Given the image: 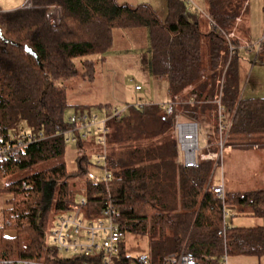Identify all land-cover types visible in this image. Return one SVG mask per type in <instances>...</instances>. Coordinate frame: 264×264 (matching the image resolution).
I'll list each match as a JSON object with an SVG mask.
<instances>
[{
    "label": "trees",
    "instance_id": "obj_1",
    "mask_svg": "<svg viewBox=\"0 0 264 264\" xmlns=\"http://www.w3.org/2000/svg\"><path fill=\"white\" fill-rule=\"evenodd\" d=\"M249 1L207 0V31L185 0H167L165 20L149 4L117 0H27L16 9L0 6V145L20 130L49 136L0 161L3 190L13 195L11 207L3 210L0 258L50 260L54 248L48 234L59 214L82 198L86 218L98 217L105 208L107 196L100 194L106 185L90 172L92 166L103 168L97 162L98 140L70 143L56 133L57 126L68 128L65 110L71 106L61 81L76 74L75 58L107 52L114 29L138 27L148 29L153 76L167 80L170 102H178L175 112L208 126L211 146L196 167H186L178 159L176 115H169L162 103L101 105L107 110L101 118L128 106L107 123L106 162L112 172L108 190L117 223L125 233L148 237L152 264H162L170 253L190 254L199 264H222L225 255L264 256V225L231 226L225 220L226 205L264 218V188L225 192L221 198L211 184L220 161L215 145L220 104L231 122L225 146H264V97L242 94L230 53L242 44L240 33L247 31ZM52 6L63 11L58 25L48 15ZM83 68L84 77L93 80L91 58L83 60ZM75 108L74 113H93ZM69 144L77 148L74 169L64 160ZM64 260L68 263L70 257ZM137 260L122 242L118 264Z\"/></svg>",
    "mask_w": 264,
    "mask_h": 264
},
{
    "label": "rangeland",
    "instance_id": "obj_2",
    "mask_svg": "<svg viewBox=\"0 0 264 264\" xmlns=\"http://www.w3.org/2000/svg\"><path fill=\"white\" fill-rule=\"evenodd\" d=\"M22 2L24 0H0V5L3 9L11 7L16 9L17 6L22 5ZM249 2L247 31L240 33L242 44L234 47L230 53L235 55L242 94L264 97L263 0H250ZM198 4L192 9L197 10V13L202 16L201 19L208 23H203V29L206 30L205 25L207 28L209 25L206 15L203 14L206 10V0H199ZM164 8L158 7L161 20H165L167 16V3ZM144 29L148 31L147 28ZM114 38V45L104 54L75 58L76 74L61 81L66 87L68 101L71 105L65 110L66 116L73 114L77 105L104 117L107 110L104 106L101 108V105L110 104V106L118 107L126 103L129 105L141 102L145 104L146 102L168 99L167 80L164 77L153 76L149 35L145 39L117 34ZM130 47L131 49H129ZM206 53L204 50L203 61L205 64L208 61ZM103 57H107V60L102 59ZM85 58H91L94 62L95 77L93 80L84 77L83 60ZM132 64L133 67H131ZM136 84L141 85L142 90H137ZM140 97L145 101H140ZM209 130L208 126L200 128L199 144L201 148L207 144L206 138L209 136ZM210 140L213 142L214 138L211 137ZM76 151L75 145H67L64 160L69 169L76 167ZM178 159L182 162V154L178 156ZM36 169H40V166ZM90 172L96 175L99 180L105 175V170L99 167L92 166ZM223 180L232 192L264 188V146L240 147L237 144L226 146L219 163L214 167L211 184L215 186L222 183ZM55 188L57 189L56 186ZM236 207L235 205H226L228 219L233 216L232 213L236 212L234 211ZM252 219L255 220V218L245 220L250 223L253 221ZM236 221L237 219L234 220V222ZM47 241L52 242L50 233ZM124 243L127 254L134 258L149 255V239L144 234L127 232ZM234 257L233 255L229 256L228 264H232L231 260Z\"/></svg>",
    "mask_w": 264,
    "mask_h": 264
},
{
    "label": "built area",
    "instance_id": "obj_3",
    "mask_svg": "<svg viewBox=\"0 0 264 264\" xmlns=\"http://www.w3.org/2000/svg\"><path fill=\"white\" fill-rule=\"evenodd\" d=\"M187 5L196 6L194 0H185ZM63 11L60 7L52 6L49 9L51 22L58 25L61 21ZM137 90L141 89L136 85ZM220 103V100H218ZM144 105V103H138ZM178 102L168 101L162 103L169 115H176L174 125V137L178 143L179 152L183 157V164L186 167H196L199 156L208 149L211 144L207 136V144L200 147V122L195 119H184L183 115L175 112ZM136 105V104H134ZM129 106V104H128ZM128 106L115 108L107 118H101L95 113L79 112L71 114L67 120L68 128L56 127V133L63 134L70 143H79L81 140L97 139L100 150L97 154V162L103 166L105 175L100 179L106 185L105 193L100 196H107V204L98 217L86 218L82 208L86 199L82 198L79 203L69 206L67 212L57 216L50 231L53 242V250L48 258L35 257L33 259L23 258H0V264H118L120 245L124 242L125 231L119 226L116 220V206L113 197L108 190L109 180L112 172L106 162L107 134L109 132L107 123L111 119L121 117ZM225 108L220 104L218 113L220 116V136L215 143L219 147L218 158L220 159L225 150V141L231 122L225 117ZM49 136L44 132H33L31 130H20L3 145H0V161L10 159L18 151H24L30 144L46 140ZM214 191L221 198H224L223 186L215 185ZM70 257L65 262L64 258ZM136 264H152L149 256L138 257ZM162 264H199L196 258L187 253H170L163 259ZM222 264H228V256L225 255Z\"/></svg>",
    "mask_w": 264,
    "mask_h": 264
},
{
    "label": "crops",
    "instance_id": "obj_4",
    "mask_svg": "<svg viewBox=\"0 0 264 264\" xmlns=\"http://www.w3.org/2000/svg\"><path fill=\"white\" fill-rule=\"evenodd\" d=\"M26 1L27 0H24V2H22V5H19L17 7L19 8V7L24 6ZM117 2L120 3V4H128V5H131V6H137V5H141V4H149L157 11V13L159 15L158 7H161L162 9H165L164 5L167 3V0H117ZM196 2L195 3L198 4L199 0H196ZM205 8H206V10H204L205 13H203V14L206 15L207 20L209 22V17L207 16V0H206V7ZM10 9H12V7ZM10 9H5V10H10ZM201 17L202 16L200 15L199 21H200L202 29H203V23H207V22H205L203 19H201ZM205 27H206V30L205 29H203V30L207 31L208 30L207 25H205ZM208 27H209V25H208ZM122 30H125V31H122ZM117 34H119V36H124V37H130V36L134 37V36H136V37H142V38L146 39V37L149 35V32L146 31L144 29V27L126 28V29L116 28V29L113 30L112 46L115 43L114 42L115 41L114 36L117 35ZM112 46H111V48H112ZM129 49H131V47ZM102 59L107 60V57H103ZM131 67H133V64H132ZM136 85H139V84H136ZM140 90H142V88ZM166 93L168 95V85H167ZM140 101H145V100L140 97ZM168 101H170L169 95H168V99H163V100H159V101H155V102H149V103H165V102H168ZM177 146H178V143H177ZM178 149H179V147H178ZM179 155H181L180 152L178 153V156ZM5 184H6V179H1L0 178V225L2 224V221H3V217H2L3 210L6 209V208H10L11 207V200L13 198L12 194L4 192L3 188L5 187ZM216 185L223 186L225 192H229V193L232 192L227 187V185H226L224 180L222 181V183H218ZM238 192H242V191H238ZM236 208H235V210L232 209V210H234L236 212L232 213L233 216H231L229 219H228L227 215L225 216L226 222L228 224H230L231 226L264 225V218L255 217V216L247 215V214H241V212H239V207H236ZM236 214L237 215L239 214L240 216H237ZM251 218H255V220L252 219L253 221H251L250 223H248V221L245 220V219H251ZM236 219H237V221L234 222V220H236ZM252 223H254V224H252ZM5 234L7 236H10V237L15 235L14 231H6ZM231 262H232V264H264V256L263 257H258V256L237 255L231 260Z\"/></svg>",
    "mask_w": 264,
    "mask_h": 264
}]
</instances>
